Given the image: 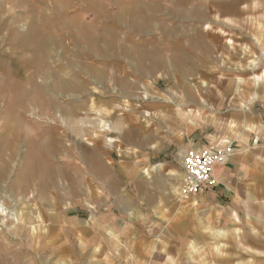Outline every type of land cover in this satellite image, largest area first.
<instances>
[{
	"label": "rangeland",
	"instance_id": "obj_1",
	"mask_svg": "<svg viewBox=\"0 0 264 264\" xmlns=\"http://www.w3.org/2000/svg\"><path fill=\"white\" fill-rule=\"evenodd\" d=\"M99 1L106 3L108 12L120 8L110 0ZM174 1L168 0L171 7L163 3L161 27L175 26L187 36L164 30L157 34L162 35L161 47L188 46L203 35L209 54L195 51L189 56L190 65L182 69L170 57L163 59L165 68L153 74L130 68L135 87L123 92L116 83L97 79L76 65L68 66L67 57H57L58 49L57 56L46 60L55 75L42 79L39 72L33 80L35 85L45 83L43 93L27 89L26 68L18 62L32 54L14 46L10 34L26 30L23 23L16 24L17 15L23 14L22 18L35 21L37 31L53 35L54 27L44 23L49 21L48 4L44 0H0V15L7 23L0 27V205L4 209L0 214V264H112L111 254L99 248L104 236L98 233L96 216L113 198L91 170L93 158L113 166L133 146L169 147L175 153L189 135L198 140L209 134L219 138L223 147L235 136L247 137L249 125L242 130L234 119L248 114L243 108L246 103L264 108V0H190V11L196 15L170 20V16L177 17L171 10L181 8L171 4ZM90 11L87 7L70 11L64 21L81 19L93 29L91 33H99L107 21L98 22ZM111 22L116 36L128 32L122 24V28L116 26L117 20ZM91 59L93 69L105 66V56ZM57 75L78 83L81 89L71 96L53 90ZM20 82L26 88H15ZM188 95L193 99L188 100ZM17 96L30 105L40 101L41 107L34 105L29 112L13 107ZM101 122L109 125L108 131H101Z\"/></svg>",
	"mask_w": 264,
	"mask_h": 264
},
{
	"label": "crops",
	"instance_id": "obj_2",
	"mask_svg": "<svg viewBox=\"0 0 264 264\" xmlns=\"http://www.w3.org/2000/svg\"><path fill=\"white\" fill-rule=\"evenodd\" d=\"M44 1L49 9V21L44 23L54 27L53 35L51 31H37L35 21L22 18L25 17L22 13L17 15L16 24L23 23L26 30L10 34L14 46L32 54L30 59L21 58L18 62V66L26 68L27 89L46 91L44 82L35 85L33 80L39 72L42 79L55 75L48 70L46 60L52 55L57 56L58 49L60 55L57 57H67L68 66L76 65L97 79L116 83L123 92H130L135 87L130 81L133 75L128 71L130 68L140 74L144 71L153 74L165 68L163 59L170 57L176 68L182 69L190 65L189 56L195 51H200L201 55L210 51L202 43L203 35L194 38L188 46L161 47L162 35L157 34H163L164 30L174 36H187L178 32L175 26L161 27L159 15L164 12L163 3L171 7L168 0H128L127 3L126 0H110L120 7L117 12H108L106 3L99 0ZM81 3L85 4L83 8ZM171 4L181 8L171 10L177 17L170 16V20H187L196 15V11H190V0H175ZM85 7L98 22L107 21L99 33H91L93 29L81 19V24L76 20L64 21L70 11L78 12ZM201 8L197 9L198 13ZM1 17L2 29L7 23L4 15ZM116 20V26L123 25L128 32L116 36L111 22ZM69 45H72L71 49L67 48ZM72 49H75L73 54L69 53ZM97 55L105 56L106 62L104 67L96 70L92 68L91 57ZM0 62L3 59L0 58ZM54 79L55 85L68 89L56 88L60 93L65 91L71 96L76 89H81L78 83L66 81L62 76L57 75ZM83 80L81 84H85ZM255 80L253 85H256ZM15 88L26 87L20 82ZM187 99L193 97L188 95ZM253 104L246 103L243 108L248 114L234 119L242 130L243 126L249 125L247 137L235 136L234 141L231 140V151L225 164L214 169L216 184L200 194L181 196L179 161L189 146L221 147L223 143L219 138L209 134L201 135L198 140L187 136L175 153L169 147L153 150L141 145L131 147L124 153L123 160L113 166H107L98 158L90 160L91 170L107 185L113 198L105 204L106 209L98 210L96 216L98 233L104 236L99 248L111 254L112 264H264V108ZM117 181L122 184H116ZM72 186L78 190V186Z\"/></svg>",
	"mask_w": 264,
	"mask_h": 264
},
{
	"label": "built area",
	"instance_id": "obj_3",
	"mask_svg": "<svg viewBox=\"0 0 264 264\" xmlns=\"http://www.w3.org/2000/svg\"><path fill=\"white\" fill-rule=\"evenodd\" d=\"M231 147L189 146L179 161L182 178L180 193L183 198L200 194L216 184L214 169L225 164Z\"/></svg>",
	"mask_w": 264,
	"mask_h": 264
},
{
	"label": "bare ground",
	"instance_id": "obj_4",
	"mask_svg": "<svg viewBox=\"0 0 264 264\" xmlns=\"http://www.w3.org/2000/svg\"><path fill=\"white\" fill-rule=\"evenodd\" d=\"M128 20V19H127ZM75 37V36H74ZM77 37V36H76ZM87 37V36H86ZM93 39V38H92ZM63 40V39H62ZM88 40V39H87ZM103 43V42H102ZM53 46V45H52ZM55 46V45H54ZM60 46V45H59ZM94 46V45H93ZM82 47V46H81ZM58 49V48H57ZM87 49V48H86ZM107 50V49H106ZM65 54H66V52H65ZM43 56V55H42ZM78 56V55H77ZM97 72V71H96ZM44 75V74H43ZM57 81V80H56ZM56 83V82H55ZM54 83V84H55ZM74 84V83H73ZM86 84V83H85ZM70 85H71V83H70ZM55 87V90H56V88H59V89H62V90H64V89H66L65 88V86L63 87V86H60V85H58V84H56V85H54ZM67 91H68V89H66ZM42 91V90H41ZM40 91V92H41ZM30 92V91H29ZM60 92V91H59ZM24 92H23V90H22V94H23ZM22 94H20V95H22ZM64 94H65V91H64ZM18 95V94H17ZM45 95V94H44ZM26 96V95H25ZM24 96V97H25ZM28 96V95H27ZM30 96V95H29ZM31 96H32V93H31ZM38 96H39V94H38ZM46 96V95H45ZM22 98H23V96H17V97H15L14 98V101H13V103H11L12 104V106L13 107H18V106H21V108L23 109V111H25V112H29V110L31 109V107H34V105L35 106H38V107H41V105H40V101L38 102V101H34V103H33V101L31 102L32 103V105H30L29 103H27V102H24V100H22ZM30 98V97H29ZM36 98V97H35ZM38 98V97H37ZM25 99V98H24ZM32 100V99H31ZM41 101H43V100H41ZM45 102V101H44ZM44 105H46V103L44 104ZM64 115L65 116H69L70 115V113L68 112V111H64ZM16 118V117H15ZM102 124V125H101ZM101 131L102 132H105V131H108L109 129H107V128H109V125L108 124H104V123H102L101 122ZM111 128V127H110ZM53 142H54V140H53ZM113 142V140H111V141H109V143H112ZM30 151V153H33V150L31 149V150H29ZM30 153H27V154H30ZM32 154H30V156H29V160L30 161H33V157L31 156ZM37 158V157H36ZM48 171V170H47ZM4 213V209H3V206L2 205H0V214H3Z\"/></svg>",
	"mask_w": 264,
	"mask_h": 264
}]
</instances>
